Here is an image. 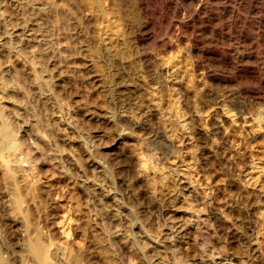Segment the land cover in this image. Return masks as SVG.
<instances>
[{
	"label": "rangeland",
	"instance_id": "obj_1",
	"mask_svg": "<svg viewBox=\"0 0 264 264\" xmlns=\"http://www.w3.org/2000/svg\"><path fill=\"white\" fill-rule=\"evenodd\" d=\"M168 3L0 0V131L60 262L264 264V0Z\"/></svg>",
	"mask_w": 264,
	"mask_h": 264
},
{
	"label": "bare ground",
	"instance_id": "obj_2",
	"mask_svg": "<svg viewBox=\"0 0 264 264\" xmlns=\"http://www.w3.org/2000/svg\"><path fill=\"white\" fill-rule=\"evenodd\" d=\"M27 1V0H26ZM62 1V0H61ZM157 0H136L140 10L147 17L153 14L152 4ZM160 1V0H159ZM164 8H169V1L161 0ZM168 1V2H167ZM87 2V1H86ZM107 2V1H106ZM30 4V3H29ZM60 4V3H59ZM37 6V5H36ZM44 7V6H43ZM38 8V7H37ZM6 11V10H5ZM8 11V10H7ZM31 11V10H30ZM177 14L179 10L175 11ZM32 13V12H31ZM145 16V17H146ZM10 18V17H9ZM81 19V18H80ZM9 20V19H7ZM6 20V21H7ZM39 20V19H38ZM149 20V19H148ZM159 20V19H158ZM2 23V22H1ZM8 23V22H5ZM78 24V23H77ZM89 24V23H88ZM1 27V26H0ZM5 28V27H4ZM69 29V28H68ZM5 30V29H4ZM147 32V31H146ZM141 37V36H140ZM172 37V36H171ZM73 38V37H72ZM130 41V40H129ZM75 43V42H74ZM116 43V42H115ZM65 44V43H64ZM143 44V43H142ZM121 45V44H120ZM126 47V46H125ZM66 48V47H65ZM136 48V47H135ZM112 49V48H111ZM98 51V50H97ZM135 53V52H134ZM65 54V53H64ZM138 54V53H137ZM117 55V54H116ZM119 56V55H118ZM126 56V54H125ZM128 56V55H127ZM1 57V56H0ZM6 57V56H5ZM63 57V56H62ZM96 57V56H95ZM9 58V57H8ZM68 58V57H67ZM124 58V57H123ZM1 59V58H0ZM122 59V58H121ZM2 61V60H1ZM64 62V61H63ZM71 64V63H69ZM200 65V63H198ZM66 65V64H65ZM104 65V64H103ZM197 67V66H196ZM82 70V69H81ZM99 71V70H97ZM50 72V71H49ZM117 72V71H116ZM207 74L210 70L207 69ZM1 73V72H0ZM17 73V72H16ZM64 73V72H63ZM83 73V72H82ZM122 73V72H121ZM12 74V73H11ZM51 74V73H50ZM78 74V73H77ZM101 74V73H100ZM1 75V74H0ZM16 76V75H15ZM49 76V75H48ZM46 78H44L45 80ZM93 79V78H92ZM52 80V79H51ZM49 82V81H48ZM50 83V82H49ZM2 85V84H1ZM6 85V84H5ZM11 85V84H10ZM17 86V85H16ZM9 87V86H8ZM12 87V86H11ZM19 87V86H18ZM39 88V87H38ZM10 89V88H9ZM20 89V88H18ZM144 89V88H143ZM17 90V89H16ZM46 90V89H45ZM113 92V91H112ZM142 93V92H141ZM156 93V92H155ZM23 94V93H21ZM14 95V94H13ZM25 95V94H24ZM123 99V98H122ZM17 101V100H16ZM123 101V100H122ZM21 102V101H20ZM131 102V101H130ZM19 103V102H18ZM21 104V103H20ZM127 107V106H125ZM124 109V108H123ZM124 113V112H123ZM35 122V121H34ZM180 124V123H179ZM55 129V128H54ZM56 130V129H55ZM121 131V130H120ZM54 132V131H53ZM56 133V132H55ZM0 164L4 167V176L6 179V192L4 196V203L8 210L7 218L16 226L22 229V243L20 251L15 256L9 255L6 247L2 244L0 238V264H81L79 255H71L64 262L58 259V252L53 249L55 244L53 237L48 238L42 233L39 225L34 222V214L30 207V201L40 202L43 200V188L39 184L31 185L25 178H19L16 174L17 166L14 163L18 162L17 151H19L18 143L15 142L13 132H11L5 125L0 131ZM63 141V140H62ZM58 146V144H57ZM61 147V146H60ZM64 149V148H63ZM72 154V153H71ZM89 155V154H88ZM76 156V155H75ZM79 157V156H78ZM85 157V156H84ZM80 158V157H79ZM87 158V157H86ZM88 159V158H87ZM23 161V160H22ZM21 161V163H22ZM103 161V160H102ZM82 162V161H81ZM80 162V163H81ZM156 162V161H155ZM104 163V162H103ZM107 163V162H105ZM26 164V163H25ZM112 165V164H111ZM155 165V164H154ZM2 168V167H1ZM143 168V167H142ZM152 168V167H151ZM151 170V169H150ZM137 172V171H136ZM105 173V172H104ZM2 175V176H3ZM38 175V174H37ZM112 177V176H111ZM88 178V177H87ZM101 178V177H100ZM104 178V177H103ZM36 179V178H35ZM84 179V178H83ZM100 180V179H99ZM79 182V181H78ZM150 182V181H149ZM145 184V183H144ZM133 186V185H132ZM103 187V186H102ZM5 188V187H4ZM105 188V187H104ZM134 188V187H133ZM146 188V187H145ZM137 189V188H136ZM89 190V189H88ZM106 190V189H105ZM94 191V190H93ZM107 191V190H106ZM91 192V191H90ZM101 194V193H100ZM109 194V193H108ZM103 195V194H102ZM136 196V195H135ZM99 197V196H98ZM106 197V196H105ZM87 198V197H86ZM98 199V198H97ZM84 200V199H83ZM46 201V200H45ZM96 202V201H95ZM100 203V201H99ZM43 205V203H42ZM123 205V204H122ZM131 206V205H130ZM101 207V206H100ZM4 208V206H3ZM33 208V207H32ZM96 208V207H95ZM38 209V208H37ZM114 209V208H113ZM100 210V209H99ZM36 212V210H35ZM136 212V211H135ZM99 213V212H98ZM48 214V213H47ZM108 215V214H107ZM46 216V215H45ZM111 216V215H110ZM115 216V215H114ZM113 216V217H114ZM126 216V215H125ZM117 217V216H116ZM129 218V217H128ZM114 219V218H113ZM118 220V219H117ZM37 221V220H36ZM115 221V220H113ZM120 221V220H119ZM129 221V220H128ZM95 222V221H94ZM117 222V221H116ZM123 222V221H122ZM113 223V222H112ZM114 224V223H113ZM116 224V223H115ZM120 227L121 222H118ZM117 224V226H118ZM127 224V223H126ZM130 225V224H129ZM43 226V225H42ZM116 226V225H115ZM127 227V226H125ZM177 227V226H176ZM180 227V226H179ZM110 228V227H109ZM118 228V227H117ZM123 228V227H122ZM129 228V227H128ZM128 228L126 230H128ZM182 228V227H181ZM179 228V229H181ZM114 229V228H113ZM183 229V228H182ZM181 229V230H182ZM173 230V228H172ZM178 230V229H177ZM200 230V229H199ZM129 231V230H128ZM108 232V231H107ZM113 232V231H112ZM121 232V231H120ZM124 232V231H123ZM179 232V230H178ZM110 233V232H109ZM1 235V234H0ZM2 236V235H1ZM3 237V236H2ZM173 237V236H171ZM144 238V237H143ZM4 239V238H3ZM128 239V238H127ZM130 239V238H129ZM6 240V239H4ZM3 240V241H4ZM126 240V239H125ZM114 241V240H113ZM124 241V240H123ZM137 243V242H136ZM189 243V242H188ZM112 244V243H111ZM126 244V243H125ZM135 246V244L132 242ZM148 244V243H147ZM7 246V244H5ZM114 245V243H113ZM145 245V244H144ZM145 245V246H148ZM106 247V246H105ZM130 247V246H129ZM131 248V247H130ZM135 248V247H134ZM145 248V247H144ZM173 248V247H172ZM9 249V248H8ZM132 249V248H131ZM138 249V248H137ZM65 250V249H64ZM117 251V250H116ZM136 252V251H135ZM136 254V253H135ZM66 256V255H65ZM86 258V257H85ZM183 259V258H182ZM64 262V263H63ZM188 262V261H187Z\"/></svg>",
	"mask_w": 264,
	"mask_h": 264
}]
</instances>
